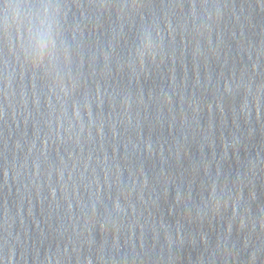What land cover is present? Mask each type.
Segmentation results:
<instances>
[{
  "label": "water",
  "instance_id": "obj_1",
  "mask_svg": "<svg viewBox=\"0 0 264 264\" xmlns=\"http://www.w3.org/2000/svg\"><path fill=\"white\" fill-rule=\"evenodd\" d=\"M13 2L68 5L64 36L73 41L81 90L91 93L93 120L84 114L83 132L75 121L68 131L69 117L57 121L60 108L47 92V81L27 70L22 73L5 45L0 10V219L141 167L264 104V10L258 0H207L209 5H228L218 21L213 17L210 28L203 11L195 20L189 15L192 0H136L143 5V21L128 7L133 0ZM153 22L161 31V55L148 66V76L132 80L123 64L139 46L142 29ZM12 35L19 51L14 29ZM226 80L241 86L225 92ZM96 83L105 91L99 108Z\"/></svg>",
  "mask_w": 264,
  "mask_h": 264
},
{
  "label": "clouds",
  "instance_id": "obj_2",
  "mask_svg": "<svg viewBox=\"0 0 264 264\" xmlns=\"http://www.w3.org/2000/svg\"><path fill=\"white\" fill-rule=\"evenodd\" d=\"M227 4L213 3L209 5L207 0L197 3V0H192L190 5V13L192 19H198V12L203 11L206 16L205 26L210 28L213 17L216 21L219 20L221 15V9L227 7ZM134 13L139 15L141 21L145 19L140 9L143 7L136 0L128 5ZM183 7V5H180ZM258 7L264 10V0H258ZM68 8L67 4H54L50 2H41L38 5H32L29 3L13 2V0H2L0 2V10L3 12V24H4V42L8 47L9 52L15 57L16 61L20 65V70L23 73L25 70L30 71L34 77L39 76L47 81V92L55 98L60 108V117H57V121L61 117H69V128L71 131L73 127V121H75L83 132L84 125V114H87L89 122L93 120V100L91 93L82 91L83 78L76 74V67L73 61V41L69 43L64 36V26L62 18L64 15V9ZM38 9V14L36 10ZM169 31H172L171 25H168ZM13 29L16 32V40L18 43L19 51L13 47ZM123 31V29H122ZM155 33L153 36L152 33ZM23 33V35H21ZM35 34V38H34ZM161 31L158 26L153 22L150 28L142 29V39L140 40L139 46H137L132 53L131 59L123 64L131 72V79L136 80L140 77L149 75L148 66L154 64L161 55ZM114 51V49H113ZM107 59V58H106ZM5 67H7V61L5 60ZM256 65H253L255 69ZM42 74V75H41ZM108 73H106L107 75ZM7 80V74H5ZM10 86V85H8ZM241 85L236 83L234 80L225 81L224 90L225 92L231 93L233 88H239ZM251 93V88L247 89ZM261 88L256 89L255 99L257 100V106L259 102V95ZM95 103L96 107L99 108L103 104V98L105 91L100 83L95 84ZM123 106L125 113L128 112L130 107L128 99L123 100ZM69 107L71 113L69 114ZM246 109L248 107L247 102L243 105ZM48 126L52 128V121H48ZM115 135V130H113ZM71 139V136L68 137ZM56 140H60L63 143V139L57 135ZM55 142V141H53ZM45 147L48 146L49 140L43 141ZM77 143L79 141L77 140ZM148 149H151V144L147 145ZM71 158V153H69ZM64 161L61 159V164ZM87 167V165H85ZM119 167H117V173H119ZM61 178L63 176V170L60 172ZM5 178L7 179L8 171L5 169ZM217 177L220 175V171L216 173ZM71 179V173H69ZM107 183V181H106ZM133 185L135 181L132 182ZM243 184V180L240 182ZM146 186V181H145ZM108 191L111 192L115 188L119 195L113 201V212L116 215H125L131 212L133 215L136 213V204L130 198L131 190L125 192L120 187V177L117 175L115 185L107 184ZM52 194H55V188L51 189ZM254 198V197H253ZM142 201V197H141ZM229 201H231L232 208V221L237 219V209L242 207V188L237 187L235 194L231 188L224 186L219 192L216 191L215 182H213V191L211 193L210 201L206 203L208 210L214 215L219 216L228 210ZM103 196L102 191L97 184L96 199L91 206L92 218L85 224V228L89 231L99 225L100 231L105 232L109 227V223L105 219H97L96 211L97 206L102 204ZM180 201L178 200L177 203ZM71 203L68 208L71 210ZM246 210V208H245ZM171 212V209H170ZM239 226L243 230L246 227V218L239 216ZM260 228L264 230V220L260 222ZM228 233L232 231V222L228 224ZM201 240L206 244V235L201 234ZM8 244L5 239L4 244L0 245V249H3ZM64 252L67 251L65 247ZM0 264H13V251L9 249L6 255H0ZM48 264H62L61 256L58 254L55 258H49ZM87 264H93L91 259H88Z\"/></svg>",
  "mask_w": 264,
  "mask_h": 264
}]
</instances>
